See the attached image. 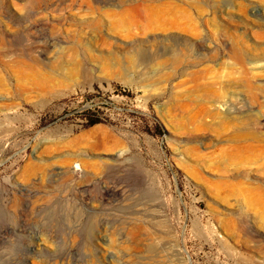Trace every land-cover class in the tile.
<instances>
[{
  "label": "rangeland",
  "instance_id": "374dc122",
  "mask_svg": "<svg viewBox=\"0 0 264 264\" xmlns=\"http://www.w3.org/2000/svg\"><path fill=\"white\" fill-rule=\"evenodd\" d=\"M0 264H264V0H0Z\"/></svg>",
  "mask_w": 264,
  "mask_h": 264
}]
</instances>
